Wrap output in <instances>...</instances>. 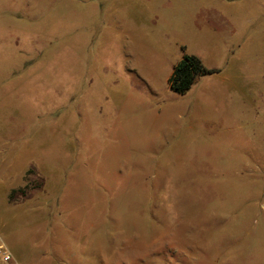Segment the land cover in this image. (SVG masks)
Wrapping results in <instances>:
<instances>
[{"label": "rangeland", "instance_id": "1", "mask_svg": "<svg viewBox=\"0 0 264 264\" xmlns=\"http://www.w3.org/2000/svg\"><path fill=\"white\" fill-rule=\"evenodd\" d=\"M184 54L228 80L175 94ZM0 238L18 264H264V0H0Z\"/></svg>", "mask_w": 264, "mask_h": 264}, {"label": "trees", "instance_id": "2", "mask_svg": "<svg viewBox=\"0 0 264 264\" xmlns=\"http://www.w3.org/2000/svg\"><path fill=\"white\" fill-rule=\"evenodd\" d=\"M217 72V70L205 68L198 57L184 54L174 66L172 74L168 79V85L170 90L175 94L184 95L192 87L197 78ZM9 197L12 199V195Z\"/></svg>", "mask_w": 264, "mask_h": 264}, {"label": "built area", "instance_id": "3", "mask_svg": "<svg viewBox=\"0 0 264 264\" xmlns=\"http://www.w3.org/2000/svg\"><path fill=\"white\" fill-rule=\"evenodd\" d=\"M0 264H18L7 245L0 238Z\"/></svg>", "mask_w": 264, "mask_h": 264}, {"label": "crops", "instance_id": "4", "mask_svg": "<svg viewBox=\"0 0 264 264\" xmlns=\"http://www.w3.org/2000/svg\"><path fill=\"white\" fill-rule=\"evenodd\" d=\"M181 58H182V57H181ZM181 58H180V59H181ZM180 59H179V60H180ZM179 60H178V61H179ZM178 61H177V62H178ZM177 62L171 66V70H170V73H169V75H168V77H167V80H168L169 77L171 76L172 71H173V68H174V66L177 64ZM209 70H210V69H209ZM216 77H218L219 79H222V78L225 79V78H224L225 76H223L221 72H218L217 75H216ZM196 80H197V79H196ZM227 80H228V79H225L224 81H227ZM229 81H230V80H229ZM195 82H196V81H195ZM13 257H14V256H13Z\"/></svg>", "mask_w": 264, "mask_h": 264}]
</instances>
